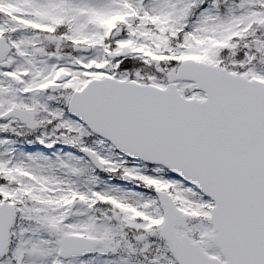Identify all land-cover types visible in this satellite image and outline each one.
<instances>
[{
    "label": "snow or ice",
    "instance_id": "1",
    "mask_svg": "<svg viewBox=\"0 0 264 264\" xmlns=\"http://www.w3.org/2000/svg\"><path fill=\"white\" fill-rule=\"evenodd\" d=\"M0 264H264V0H0Z\"/></svg>",
    "mask_w": 264,
    "mask_h": 264
}]
</instances>
